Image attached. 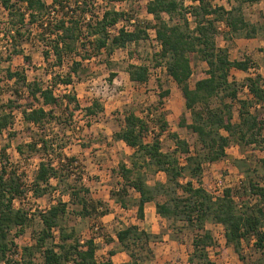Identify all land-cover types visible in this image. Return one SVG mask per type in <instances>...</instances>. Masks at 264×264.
<instances>
[{
  "label": "trees",
  "instance_id": "16d2710c",
  "mask_svg": "<svg viewBox=\"0 0 264 264\" xmlns=\"http://www.w3.org/2000/svg\"><path fill=\"white\" fill-rule=\"evenodd\" d=\"M195 1L196 4L188 7L182 0H150L146 10L153 15V23L137 20L133 28H117L122 21H131L132 16L116 8L106 9L101 15L92 13L91 0H0L7 14L6 20L0 16V36L3 35V40L9 43L5 51L11 59L12 56L25 55L22 45L31 36L32 29L38 27L39 34L51 40L48 44L51 50L44 51L47 60L52 54L55 65L59 66L68 56H75L69 71L54 78L56 86H69L74 83L75 77L82 79L87 71L85 63L95 55L104 49L111 55L117 48L137 43L147 38L149 29L153 28L161 45L158 55L167 59V74L181 90L186 109L191 114L190 123L183 114L180 124L197 135L203 154L192 152L188 140L177 132L170 134L175 148L170 151L163 149L160 136L169 127L165 112H160L157 121L159 131L149 140L152 126L148 118L129 111L115 138L124 141L134 152L131 165L120 163L118 174L122 178L121 187L112 195L117 196L116 199L125 206L123 197L132 189L139 194L136 206L140 219L145 218L147 204L155 202L156 211L162 217L182 219L199 230L193 239L194 251L190 257L193 263L217 264L208 250L216 244L213 233L206 228L211 219L224 226L227 245L234 246L241 259H245L243 242L253 241L254 248L261 255L256 264H264V187L250 182L251 193L259 199L249 204L238 202L233 187H225L216 195L203 182L205 162L226 158L227 148L233 141L242 147L255 145L264 148V75H251L243 82L232 78L234 69L248 71L253 61L250 58L232 59L229 49L220 46L217 41L220 23L227 24L236 33L246 31V36L251 38L259 34L262 26L246 20L237 6L227 8L214 6L208 0ZM238 1L242 4L261 0ZM3 40L0 39V62L4 57ZM10 44L12 48L7 50ZM24 59L32 62L29 55H25ZM199 59L208 65L206 76L192 85L193 63ZM128 72L131 80L138 83L148 82L151 75L147 64H130ZM115 75L113 72L112 78ZM3 77L22 82L28 92L29 101L22 114L31 140L18 144V152L24 154L26 148L33 152L45 151L48 141L42 133L48 123L59 117L55 108L66 100L65 110L71 109L69 107L73 103L76 110L80 109L76 95L59 96L55 86L44 85L37 79L30 80L24 69L9 66ZM3 81L0 76V90ZM244 88L248 89L250 97H241ZM169 95L170 90H165L159 103L164 104L163 99ZM236 106L238 120H235ZM103 110L104 105L99 100H94L85 108L90 116ZM14 122L13 111L3 110L0 113V137L5 133L10 137L14 135L11 130ZM9 147V143L0 145V263L34 264L36 252L41 251L44 264H68L70 261L74 264H101L97 259L95 237L82 242L75 230L67 231L61 226V214L67 211V204L61 202L40 212L44 226L36 242L24 246L20 258L14 257L17 247L15 237L24 232L31 219L29 210L17 205V201L29 194L36 197L45 195L48 188L53 187L52 179L61 181V163L64 160L62 158L56 164L53 159L42 158L29 184L25 172L10 162ZM70 160L72 165L76 161L75 158ZM159 172L165 174V179H157L150 184V176ZM69 195L80 205L76 213L82 216L98 213L104 205V202L92 197L90 188L84 183L74 186ZM101 213L106 215L108 212L102 210ZM58 227L60 241L48 244L49 240H55V228ZM117 237L132 261L116 263L109 258L104 264H139L133 247L140 243L149 247L152 241V234L138 224L119 229ZM110 253L114 255L116 251Z\"/></svg>",
  "mask_w": 264,
  "mask_h": 264
},
{
  "label": "rangeland",
  "instance_id": "374dc122",
  "mask_svg": "<svg viewBox=\"0 0 264 264\" xmlns=\"http://www.w3.org/2000/svg\"><path fill=\"white\" fill-rule=\"evenodd\" d=\"M92 13L101 15L106 9L116 8L124 10L131 21H122L117 28L126 26L133 28L137 20L153 23V15L149 14L146 6L150 0H91ZM190 7L196 4L195 0H182ZM214 6L223 5L231 8L233 5L240 8L245 19L262 26L256 37H247L246 31L233 32L231 28L220 23L217 41L222 47L229 49L232 59L250 58L253 61L248 71H232V78L243 82L249 76L264 75V0L255 3H240L238 0H208ZM0 16L6 20L7 14L0 2ZM192 18V15H190ZM192 22V26H193ZM116 29H114V32ZM3 40L4 36L1 35ZM51 40L39 34L38 27L32 29V34L26 40L22 48L24 54L32 58V62H26L25 55L7 57L5 51L9 43L3 40V59L0 62L2 89L0 90V113L3 110L13 111L15 132L12 137L5 133L0 137V145L9 143L8 154L10 162L25 172L28 183L31 184L35 172L42 158L53 159L54 163L63 158L61 163V181L52 179V188H48L45 195L36 197L31 194L23 200H18L17 205L25 207L31 214V219L22 234L15 237L17 247L14 257L20 258L23 247L36 242L44 224L40 212L46 211L55 204H67V211L61 214V226L67 231L75 230L77 236L85 242L95 237L98 249L97 259L104 264L111 258V251L123 252L114 257L116 262L125 257L132 261L127 250L117 237V231L130 224H138L142 229L152 234L149 247L142 243L134 246V252L139 258V264H199L190 261L194 251L193 239L199 230L190 226L182 219H166L156 211L155 202L146 206L145 218L140 219L137 214L136 200L139 194L130 189L129 194L123 198L126 202L123 206L112 195L121 187L122 178L118 174L121 162L131 165V155L134 149L124 141L117 140L115 133L124 124V116L129 111H135L138 115L148 118L152 131L149 140L159 131L158 120L160 112H165L169 123L168 130L161 136L163 149L170 151L175 148L174 138L170 135L177 132L182 138L188 140L192 152L203 154L197 135L187 126H182L180 121L183 114L191 122V114L186 109L185 99L176 82L167 74L166 61L159 54L161 45L156 38L153 28L149 29V36L137 43H132L125 48H117L111 55L104 49L85 63L87 71L82 79L74 78L72 85H55V76L65 74L75 56H68L63 65H55L54 55L47 60L45 50H51ZM92 49V46H88ZM12 45L8 46L10 50ZM130 64H147L150 67V79L146 83H138L131 80L128 68ZM26 70L30 80L37 79L44 85L55 86L59 96L63 94L76 95L80 109H75L74 103L71 109L65 110V103L58 106L56 120L48 123L44 139L48 141V150L33 152L28 148L24 154H20L17 145L31 140L26 131V123L23 120L22 110L28 104V92L23 88L22 82L6 80L3 76L6 69ZM208 65L203 60L193 63L192 85L206 76ZM115 77L112 78V73ZM170 90V95L165 97L164 104H160L162 93ZM241 97L247 98V88L241 92ZM94 100H99L104 105V110L97 115H88L85 108ZM38 106V104H37ZM71 110H74L71 114ZM235 120H238V106L235 109ZM43 144V143H40ZM39 146H42L40 145ZM228 156L220 161L205 162L203 182L208 190L214 194H220L225 187L235 188V197L238 202L254 204L259 197L251 193L250 182L253 181L264 187V148L262 146L249 145L242 147L232 142L227 148ZM70 158H75L72 165ZM81 178V180H80ZM164 180L165 174L159 172L150 176V184L155 180ZM84 183L91 190V195L96 200L104 202L98 213L90 216H82L76 213L80 208L70 197V190L74 186ZM164 200V197H160ZM108 213L102 215L101 211ZM206 228L211 230L216 244L209 247V254L217 264H256L261 258L260 253L254 248L253 241L243 242L241 259L234 246L227 245L225 228L222 224L211 219L206 223ZM15 232V231H14ZM60 227L55 228V240H49L48 244L59 242ZM152 250V252H150ZM17 253V254H16ZM34 264H44L41 251L34 256ZM0 264H6L4 262ZM68 264H74L70 261Z\"/></svg>",
  "mask_w": 264,
  "mask_h": 264
},
{
  "label": "crops",
  "instance_id": "0c3cea01",
  "mask_svg": "<svg viewBox=\"0 0 264 264\" xmlns=\"http://www.w3.org/2000/svg\"><path fill=\"white\" fill-rule=\"evenodd\" d=\"M149 204V203H148ZM123 252H119V251H116V253L114 254V255H112L111 256V259L114 261V262H116L115 260H114V257L115 256H117V255H119V254H122ZM126 262H129V258L128 257H125L122 261H120L119 263H126ZM116 263H118V262H116Z\"/></svg>",
  "mask_w": 264,
  "mask_h": 264
}]
</instances>
